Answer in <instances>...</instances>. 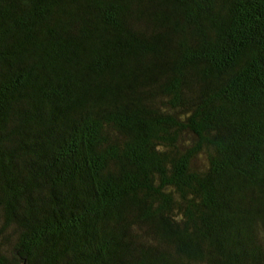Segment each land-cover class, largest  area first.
Listing matches in <instances>:
<instances>
[{
	"label": "trees",
	"instance_id": "obj_1",
	"mask_svg": "<svg viewBox=\"0 0 264 264\" xmlns=\"http://www.w3.org/2000/svg\"><path fill=\"white\" fill-rule=\"evenodd\" d=\"M0 264H264V0H0Z\"/></svg>",
	"mask_w": 264,
	"mask_h": 264
},
{
	"label": "rangeland",
	"instance_id": "obj_2",
	"mask_svg": "<svg viewBox=\"0 0 264 264\" xmlns=\"http://www.w3.org/2000/svg\"><path fill=\"white\" fill-rule=\"evenodd\" d=\"M195 163L199 165L201 163V159L196 160ZM7 234H9V233H7Z\"/></svg>",
	"mask_w": 264,
	"mask_h": 264
}]
</instances>
